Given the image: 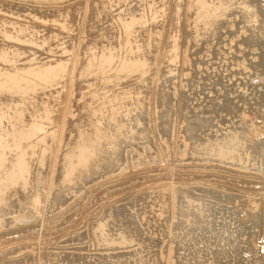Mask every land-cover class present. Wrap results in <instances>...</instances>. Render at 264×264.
<instances>
[{
    "label": "rangeland",
    "instance_id": "obj_1",
    "mask_svg": "<svg viewBox=\"0 0 264 264\" xmlns=\"http://www.w3.org/2000/svg\"><path fill=\"white\" fill-rule=\"evenodd\" d=\"M200 1L0 0V264H188L196 248L173 215L185 191L211 200L210 228L236 233V264H264L261 0H208L219 12L205 16ZM237 47L249 61L233 72ZM222 92L236 108L210 113ZM184 103L215 119L200 139L237 126L260 162L194 155L190 113L172 112Z\"/></svg>",
    "mask_w": 264,
    "mask_h": 264
},
{
    "label": "bare ground",
    "instance_id": "obj_2",
    "mask_svg": "<svg viewBox=\"0 0 264 264\" xmlns=\"http://www.w3.org/2000/svg\"><path fill=\"white\" fill-rule=\"evenodd\" d=\"M188 2H189V0H187ZM210 1H212L213 2V0H210ZM215 1V0H214ZM218 0H216L215 2H214V4H216V2H217ZM220 1V0H219ZM237 1V0H236ZM257 1V0H256ZM256 1H254L255 3H256ZM192 2V1H191ZM196 2V1H195ZM207 2H208V0H201L200 1V6H196V7H202L203 9H201L200 11L201 12H203L204 13V16H205V14H207V13H209V11H210V8H214V6H215V8H214V10L216 9V5H214L213 6V4L211 3V5L213 6V7H210V8H208L209 7V4L207 5ZM221 2L222 1H220V3H218V6L220 7V5L219 4H221ZM224 2V1H223ZM230 2V1H229ZM231 2H232V0H231ZM243 2H245V1H243ZM259 2H261V3H257V4H259L258 6H256L255 4V7H256V15L255 16H257L258 17V20H260L261 22H262V24L264 23V0H261V1H259ZM263 2V3H262ZM193 3V2H192ZM191 3V5L192 6H194L193 4ZM199 3V2H198ZM210 3V2H209ZM224 3H227V4H225V5H229L228 4V2H224ZM224 3H222V4H224ZM242 3V2H241ZM188 4H190V2L188 3ZM196 4V3H195ZM221 4V5H222ZM244 4V3H243ZM210 5V6H211ZM174 7H175V5H173ZM178 6V5H177ZM189 6V5H188ZM191 6V7H192ZM247 6L249 7V3L247 4ZM179 7V6H178ZM222 7V6H221ZM220 7V9H222ZM224 7V6H223ZM230 7H231V5H230ZM177 8V7H176ZM175 8V9H176ZM195 7H192V9H194ZM229 8V7H228ZM228 8H226L225 7V9L224 10H227ZM239 8V7H238ZM207 9H209V11L207 10ZM217 9H218V11H216L217 12V14H218V12H219V8L217 7ZM241 9H243V8H240V10ZM195 10H196V8H195ZM228 10H230V8L228 9ZM239 10V11H240ZM245 10L247 11V10H249L247 7H245ZM177 11H178V9H177ZM176 11V12H177ZM198 11H199V9H198ZM200 11H199V13H200ZM208 11V12H207ZM212 11H213V9H212ZM243 11H244V9H243ZM242 11V12H243ZM174 12V11H173ZM224 12V13H223ZM222 12V10H221V15H220V17L219 18H221V16H222V14H227L226 12H228V11H223ZM248 12V11H247ZM178 13H179V11H178ZM203 13H202V16H203ZM233 13V12H232ZM239 13H241V12H239ZM246 13V12H245ZM209 14H212V12H210ZM215 14V15H214ZM237 14H238V12H237ZM174 16V18L176 19V17H175V14H173ZM179 15V14H178ZM200 15H201V13H200ZM241 15H242V13H241ZM241 15H239V16H241ZM207 16V15H206ZM211 17H217V15H216V13L214 12L213 13V16L212 15H210ZM233 16V15H232ZM207 17H209V16H207ZM225 17V16H224ZM224 17H222V18H224ZM173 18V19H174ZM218 18V17H217ZM222 18H221V20H222ZM225 19V18H224ZM177 20H178V18L176 19V21L175 22H177ZM256 20V19H255ZM213 21V20H212ZM215 22L216 21H218V19L216 20H214ZM223 21V20H222ZM257 21V20H256ZM222 23V22H221ZM260 23V22H259ZM226 24V23H225ZM224 24V25H225ZM260 26H262L261 24H259ZM264 25V24H263ZM259 26V27H260ZM264 27V26H263ZM263 27H260L259 28V32H258V34L256 35V39H255V42H254V44L255 45H257V46H262L263 44H264V29H263ZM241 31V30H240ZM246 31V30H245ZM247 32V31H246ZM244 33V32H243ZM231 34V33H230ZM229 34V35H230ZM228 35V34H227ZM228 35V36H229ZM231 36H233V35H230L229 37H231ZM223 37H224V35H223ZM220 38H222V35L220 36ZM232 38V37H231ZM235 38L237 39H239L238 41L239 42H237L238 43V45L237 46H240L239 44H244V42H242L241 40H242V38H241V35L240 34H238V35H235ZM235 38H233L232 39V41H230V43H233L234 41H235ZM254 40V39H253ZM222 41V40H221ZM228 41H229V39H228ZM222 43H223V45L224 46H226V43H228L227 41H226V43L225 42H223L222 41ZM221 46H223L222 44H220ZM241 45V46H242ZM246 45V44H245ZM223 46V47H224ZM247 46V45H246ZM264 46V45H263ZM175 47V46H174ZM173 47V48H174ZM245 47V46H244ZM251 47V46H250ZM256 47V46H255ZM176 48V47H175ZM174 48V49H175ZM173 49V52L172 53H174L175 52V50L177 49H175L174 50ZM242 49V48H241ZM245 49V48H244ZM243 49V51H245ZM259 49H262V53L264 54V52H263V48H259ZM221 50H223L222 48H221ZM220 50V51H221ZM224 50H225V48H224ZM240 51V49L237 47V50L235 51V52H233V53H231V55L233 54V56L234 57H232L231 59H230V68L232 69V71L233 72H235V67L236 66H238V61H240L241 62V60L240 59H242V57L244 58V57H246V59L249 57V56H242L241 58H239V55H236V52L237 51ZM177 51V50H176ZM238 51V52H239ZM243 51H241L242 53H243ZM258 51V50H257ZM242 53H241V55H242ZM259 53V56H261L260 55V52H258ZM177 53H175V55H176ZM228 54V53H227ZM235 54V55H234ZM238 54V53H237ZM246 54V53H245ZM175 55H174V57H175ZM225 55V54H224ZM247 55H248V53H247ZM250 55H251V53H250ZM222 56V55H221ZM254 56H256L255 54H254ZM264 56V55H263ZM262 56V57H263ZM176 58H177V55H176ZM224 60H226L225 59V57L223 58ZM245 59V58H244ZM252 59H254V58H252ZM178 60V59H177ZM248 60V59H247ZM262 60V62L264 61L263 60V58L261 59ZM222 61V60H221ZM227 61V60H226ZM249 61V60H248ZM255 61V60H254ZM259 62V61H258ZM261 61H260V64L262 63ZM224 63H225V61H224ZM242 63V62H241ZM240 63V64H241ZM249 63V62H248ZM253 63V62H252ZM255 63H257L256 61H255ZM226 64V63H225ZM247 64V63H246ZM254 64V63H253ZM253 64H252V66L251 65H248V67H250L251 66V69H253L254 70V68L255 67H253ZM262 64H264V63H262ZM229 65V64H228ZM256 65V64H255ZM226 66V65H225ZM258 66H261V65H258ZM263 67H264V65H262ZM228 67V66H227ZM240 67V66H239ZM245 66H243V68H244ZM246 68V67H245ZM256 68H257V66H256ZM229 69V68H228ZM250 69V68H249ZM262 69V68H261ZM230 70V69H229ZM260 70V69H259ZM258 70V71H259ZM231 71V72H232ZM255 71V70H254ZM253 71V72H254ZM42 72V71H41ZM221 72H223V70L221 71ZM256 72V71H255ZM254 72V73H255ZM260 72V74H262L261 73V70L259 71ZM258 72V73H259ZM40 73V72H39ZM44 73V72H43ZM42 73V74H43ZM46 73V72H45ZM221 75L220 76H223L222 75V73H220ZM231 74V73H230ZM236 74V73H235ZM40 75V74H39ZM38 75V73H37V75L36 76H39ZM225 75V74H224ZM237 75V74H236ZM227 76L228 75H226V77L225 78H227ZM231 77L230 78H232V74L230 75ZM215 78V77H214ZM257 78V77H256ZM222 78H220L219 80H217L219 83L221 82V83H223L222 81H220ZM233 79V78H232ZM228 82V81H227ZM1 83V82H0ZM221 83H220V85H221ZM3 84V83H2ZM223 86V85H222ZM226 90H223V92H225ZM228 91V90H227ZM233 91V90H232ZM222 92V93H223ZM229 92V91H228ZM234 92V91H233ZM218 93V92H217ZM227 93V92H226ZM226 93H223L224 94V96H222V102H220V103H218V104H216V106L215 105H213V108H214V110H208V109H206V111L208 110V111H210V113L213 111L215 114H216V112L218 111V109H219V107H224V106H227L228 107V104H229V106L230 105H232L233 103L231 102V100L233 99V97H232V99L231 100H229V96H228V94L227 95H225ZM230 93V92H229ZM232 93V92H231ZM217 95V94H216ZM215 95V96H216ZM218 96V95H217ZM220 96V95H219ZM174 97V96H173ZM172 97V98H173ZM228 97V98H227ZM215 97H213V99H214ZM220 98V97H219ZM205 101V100H204ZM203 101V102H204ZM202 102V103H203ZM217 102H218V100H217ZM235 102V101H234ZM175 104V103H174ZM237 104V103H236ZM239 104V103H238ZM238 104L236 105V106H238ZM186 105V103H184L183 104V107L182 106H180V108H178L179 109V111H176V108H173L172 109V112H173V116H175V115H178V114H181L183 117L182 118H184L183 120H186V115H188L189 113V115L187 116V122H188V124L186 123V121H185V129H183L184 130V138H185V142H190V141H188L189 140V138L191 139V140H194V143H193V141H191L190 143H193V145H192V147H189V148H192L190 151H192L193 152V154L194 155H197V156H201V157H203L204 159H205V157L206 156H210V157H217V158H220V160L221 161H224V163H226V164H229V165H231V166H235V167H242V166H244V165H246V164H249V163H252V164H258L259 162H260V154H259V152H257V150H256V146H255V144H256V142H255V140L256 139H254V141L253 142H251V141H249V139H250V137H251V139H252V136H250L249 137V139H248V136H247V134H245L244 132H242V131H238L235 127H237V126H233V127H231V129H230V131L228 132V133H226V132H224V133H226V134H214L213 133V131H212V134H214V135H210L211 134V132H210V134H209V137L207 138V140H203V139H200V138H202V137H199V135H200V133L203 131L204 133H205V130H206V132H208L209 130L208 129H211V126H212V128L214 129V125H215V123H214V121L213 120H215L214 119V117H213V115L211 116V117H202L199 113L198 114H196L195 112H193V113H195V114H192L191 112L192 111H194V109H190V112H189V109H188V111L187 112H189V113H185L184 111H186V110H184V106ZM191 105V104H190ZM234 105V104H233ZM232 105V108H231V110L235 107V106H233ZM174 106H176V105H174ZM187 106H188V103H187ZM197 106V105H196ZM203 106V105H202ZM208 106V105H207ZM215 106V107H214ZM177 107H179V105H177ZM188 107H190V106H188ZM187 107V108H188ZM199 107V106H198ZM185 108H186V106H185ZM207 108V107H206ZM229 107H228V109L227 110H229L230 109ZM236 108V107H235ZM239 108V107H238ZM183 110V112H182V110ZM205 109V107L203 108H201V110H204ZM220 109H222L223 110V108H220ZM219 109V111H221ZM225 109V108H224ZM200 110V109H199ZM200 110V111H201ZM231 110H229V111H231ZM207 111V112H208ZM216 111V112H215ZM202 112V111H201ZM204 112V111H203ZM212 112V113H213ZM209 113V112H208ZM180 115V116H181ZM204 115H206V112H205V114ZM179 116V118H181ZM176 117V116H175ZM181 118V119H182ZM175 122L178 120V118L175 120V119H173ZM180 120V119H179ZM174 121H173V124H174ZM257 122V121H256ZM177 123H178V125H180L182 122L180 121V123L177 121ZM255 124V123H254ZM253 124V125H254ZM257 124H259L258 122H257ZM175 125H176V123H175ZM174 125V126H175ZM260 129L262 128V126H263V123H260ZM183 127V128H184ZM217 126H215V128H216ZM254 127H256V126H254ZM254 127H252V128H254ZM177 129V128H176ZM175 129V130H176ZM254 129H256V131H257V128H254ZM183 130H181V132L183 131ZM220 130V129H219ZM218 130V131H219ZM250 130V129H249ZM254 131V130H253ZM256 131H255V134H256ZM179 132V131H178ZM202 132V133H203ZM222 132V131H221ZM221 132H218V133H221ZM249 132V131H248ZM259 132V131H258ZM175 133V132H174ZM260 133V132H259ZM258 133V134H259ZM176 134V133H175ZM249 134H252L251 132L249 133ZM254 134V133H253ZM261 134V133H260ZM177 135V134H176ZM181 134H180V132H179V135L178 136H180ZM81 137H82V135H80ZM173 136L176 138V136L173 134ZM258 136V135H257ZM205 137V136H204ZM81 139V138H80ZM1 140V139H0ZM4 141V140H3ZM177 141H178V139H177ZM182 142H184V141H182ZM2 143V142H1ZM178 143V142H177ZM186 143V144H187ZM182 144V143H181ZM185 143H183V145H184ZM2 145H4L3 143H2ZM179 145V144H178ZM178 145H177V147H178ZM188 145L190 146L191 144H189L188 143ZM180 146V145H179ZM182 146V145H181ZM183 147V146H182ZM185 148L187 147V146H184ZM188 148V149H189ZM182 149V148H181ZM182 151V150H181ZM186 151H187V148H186ZM187 152H189V150L187 151ZM186 152V153H187ZM182 153V152H181ZM207 189H203V191H206ZM201 191V190H200ZM203 191H202V193H203ZM209 191V190H208ZM176 192H177V190H176ZM209 192H211V190L209 191ZM214 192V191H213ZM201 193V194H202ZM212 194V193H211ZM36 195V194H35ZM191 195V193H189V192H187V191H185L182 195H181V199H180V202H179V204H181L180 206H174V208H173V215H174V217L175 218H178L180 221H179V223L176 225V228H178V229H182V230H184L183 231V233L185 234V236L187 235V236H189L188 237V239H189V241L190 242H192V246L193 247H195L196 248V250H195V248H193L192 249V251L193 250H195L191 255H190V259H189V263L188 264H202V259H205V260H207L208 261V264H226L225 263V261H233V262H235V264H236V261H234V260H232V259H234V258H237V254H238V252L240 251V249L241 248H239V244L237 245L236 243H239V241H237L236 242V240L234 239L236 236V233H235V235H231L230 233V235H229V237H223V235H224V230H223V232H222V234L221 233H219L218 232V229L216 230V229H214L215 227H212V228H210L211 227V224H212V221H210L209 220V216L208 215H206V211H205V208H207V207H211V205H212V203H210L211 202V200L210 199H208V200H210V201H205L206 199H207V197H205V200H204V202L203 203H201L202 201H203V197L201 198V197H199V198H201L202 199V201H198V203H200V204H203L202 206L199 204H197L196 203V206H195V202H197V200H199V198L197 199H194V196L193 197H191L190 196ZM215 195V194H214ZM201 196V195H200ZM202 196H205V192H204V195H202ZM211 196V195H210ZM209 196V197H210ZM216 196V195H215ZM233 196V195H232ZM231 196V198H233L234 199V197H232ZM212 197V196H211ZM213 198V197H212ZM200 199V200H201ZM36 201V200H35ZM193 201H195V202H193ZM40 202V201H39ZM194 204V205H193ZM198 205V206H197ZM189 215H192L191 217H189ZM234 216H235V218H237L238 219V217L239 216H237L236 217V215L234 214ZM234 218V219H235ZM233 219V218H232ZM237 219L235 220L236 222H237ZM239 220L240 219H238V222H239ZM232 221V220H231ZM231 221H230V223H231ZM236 222H232V223H235L236 224ZM237 222V223H238ZM230 223H229V225H230ZM240 223H241V221H240ZM240 223H238V224H240ZM237 224V225H238ZM243 224V223H242ZM228 225V224H227ZM236 225V226H237ZM244 225V224H243ZM213 226V225H212ZM222 226V225H221ZM235 226V225H234ZM235 226V227H236ZM240 228H241V225H238ZM237 226V227H238ZM103 227H104V225H103ZM223 227V226H222ZM243 227V226H242ZM226 228H228L227 226H226ZM244 228H245V226H244ZM99 229H102L101 227L99 228ZM224 229V228H223ZM231 229V228H230ZM237 229V228H236ZM241 229H243V228H241ZM103 230V229H102ZM245 230V229H244ZM97 231V230H96ZM218 232L217 233V242L214 244L212 241H211V235L213 234V233H215V232ZM228 231V230H227ZM234 231V229L232 230V232ZM239 230H237V232H238ZM124 232V231H123ZM123 232H121L120 234L121 235H119L121 238H122V236L125 234H123L122 235V233ZM221 232V231H220ZM228 232H230V231H228ZM182 233V234H183ZM128 234V233H127ZM129 236V238H131V236H132V234L130 235H128ZM128 236H127V238H128ZM183 236V235H182ZM124 237V236H123ZM126 237V236H125ZM133 238H135V236L133 235L132 236ZM238 237H239V235H238ZM237 237V238H238ZM103 238H105V237H102V239ZM109 238H111V237H109ZM127 238H125V239H127ZM112 239V238H111ZM111 239H109V240H111ZM120 238L118 237L117 239H112L113 240V242L112 243H114V241L115 240H119ZM123 239V238H122ZM121 239V240H122ZM124 239V240H125ZM186 239H187V237H186ZM123 240V241H124ZM127 240H129V239H127ZM127 240H126V242H127ZM134 240V239H133ZM232 240H234V242L232 241ZM122 241V242H123ZM110 242V244H112ZM119 242V241H118ZM125 242V241H124ZM116 243H117V241H116ZM115 243V244H116ZM130 243V242H129ZM223 243V244H222ZM118 244V243H117ZM121 244V243H120ZM124 244V243H123ZM127 244V243H126ZM191 251V252H192ZM134 255H132V257H133ZM112 257V256H111ZM134 258H135V256H134ZM113 259V258H112ZM235 260H237V259H235ZM112 261H114V260H112ZM111 261V262H112ZM116 263H117V261H116ZM115 263V264H116ZM112 264H114L113 262H112ZM117 264H120L119 263V261H118V263ZM122 264V263H121ZM228 264H230L229 262H228Z\"/></svg>",
    "mask_w": 264,
    "mask_h": 264
}]
</instances>
